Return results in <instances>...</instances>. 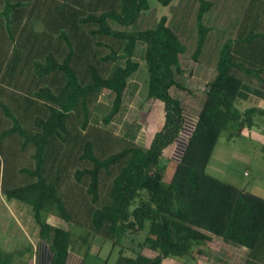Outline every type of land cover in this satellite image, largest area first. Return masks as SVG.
<instances>
[{"label": "trees", "instance_id": "trees-1", "mask_svg": "<svg viewBox=\"0 0 264 264\" xmlns=\"http://www.w3.org/2000/svg\"><path fill=\"white\" fill-rule=\"evenodd\" d=\"M224 1L234 8V31L210 60L211 34L220 27L208 20L213 0H185L182 9L175 0H156L172 10L159 18L147 16L154 9L148 0H0V68L13 95L12 108L0 100V160L25 155L32 165L17 166L4 195L31 208L47 264H66L70 251L84 257L96 237L111 243L110 256L118 248L112 264H196L207 233L246 249L243 264H264V199L206 173L229 124L251 128L253 117L264 115L235 106L242 91L264 89V0ZM190 41L191 60L215 72L195 115L173 94L189 92L180 78ZM140 45L146 98L162 103L164 118L147 148L136 140L139 127L126 124L122 134L108 127L137 88L129 82L139 70ZM104 91L112 95L110 109L93 121ZM186 114L194 128L171 160L166 184L163 152ZM14 174L30 179L20 185ZM48 216L66 228L47 223ZM16 253L0 250V264H14Z\"/></svg>", "mask_w": 264, "mask_h": 264}, {"label": "rangeland", "instance_id": "rangeland-1", "mask_svg": "<svg viewBox=\"0 0 264 264\" xmlns=\"http://www.w3.org/2000/svg\"><path fill=\"white\" fill-rule=\"evenodd\" d=\"M213 10L209 15V22H213L214 25H219L220 27L214 29L210 38V49L213 50L212 54L208 53L210 56V60L213 56L216 57V51L218 47L225 41L226 38H229V32H233L232 23L234 22L232 19L234 17L233 5L231 6V1L226 2L224 0H213ZM151 8H154L152 14L150 12L146 13L147 16L156 17L167 14L169 17L172 15V10L167 9L165 7L160 6L156 0H148ZM175 2H179L176 0ZM191 2V1H190ZM180 9L185 5L187 7V3L185 0H181L179 2ZM197 4L195 2H191L189 9L192 8V12L194 8H196ZM175 11H178L175 9ZM176 13V12H175ZM145 14V15H146ZM193 15L190 13L189 22L193 21ZM192 16V17H191ZM6 29V28H5ZM40 29V26L37 27ZM219 30V31H218ZM4 31V30H3ZM188 33V37L192 33L190 29L186 30V34ZM3 36V32L0 31V39ZM186 36V35H185ZM2 40V39H1ZM191 41L187 42V47L191 45ZM6 44V40L4 45ZM7 45V44H6ZM143 46H138L136 50V55L134 59L139 63V70L136 74L130 79L129 85L136 86L135 90L125 98L122 104V108L120 112L114 117L112 123L108 126L109 129L116 134H122L124 132V126L126 124L134 125L139 127L138 137L136 140L139 144L143 146H148L149 141L151 140L152 134H154L155 130L161 126L162 120V106L160 103H157L155 100H148L146 98V70L145 64L142 60L143 55ZM193 52L192 47H189L188 54L183 55L181 57V66L183 68L184 74L180 78V81L184 84V86L189 89V92H178L173 91V94L176 98L180 99L183 103H185V107L188 108L189 113L195 115L201 105L203 99V91L205 89V84L212 78V71L206 74L203 70L205 67L200 64H196L191 60V53ZM5 55L1 56V63L4 62ZM5 66L0 68V100L5 102L10 108H12L9 96H13L12 88L8 87L12 86V82L7 78V72H5ZM9 84V85H8ZM132 88H130L131 90ZM112 95L109 94L108 91H104L98 98V102L95 108L92 111L93 121H100L102 117H104L111 106ZM236 108L241 109L248 106L244 102H237ZM133 123V124H132ZM159 129V128H158ZM230 131L226 130L222 133L220 140L231 142L235 145L233 147H238V139L230 136ZM173 146L171 150L165 151L163 154V159L161 161V166L165 169L163 175V182L169 183L172 170L175 166L170 158V154L172 152ZM31 152V150H30ZM1 156V155H0ZM2 160H0V250L5 253H14L15 262L14 264H41V258L47 262L49 258L48 247L46 244L42 243L38 236V227L33 218L31 208L18 200L10 199L8 200L5 195V183L7 178L16 173L18 170V165H23L24 168H27L31 165V162H26V157H20L15 155L13 157L12 153L4 154L2 156ZM3 160L5 163V167L3 169ZM264 160V159H263ZM264 162V161H263ZM21 165V166H22ZM48 170V168L46 167ZM15 176L17 174H14ZM19 177V176H16ZM71 178V176H70ZM30 179L29 176H22L17 179V184L23 185ZM3 180V182H2ZM14 182V179H13ZM1 183L3 187H1ZM71 207V206H70ZM46 222L52 225L58 226L60 228H66V224L63 223L60 219L54 216H48L46 218ZM79 233V232H77ZM207 235L211 238L210 241H205V245L200 247L202 254L195 255L196 264H243L246 256L247 250L238 246L225 244L221 241L220 238L214 236L213 234L207 233ZM141 238V237H140ZM140 238H136L135 241L140 240ZM100 240V239H99ZM75 242L77 240L74 239ZM78 243V242H77ZM101 243V240H100ZM98 242L96 241L93 246H96ZM100 245V244H99ZM75 250H80L79 246L76 247ZM34 249V250H33ZM92 249V244L89 246V252L84 255L82 260V256L77 258L75 257L76 264H112L117 254L113 253L111 256L109 255L111 250L113 249L111 243L109 241L101 243V247L96 250ZM118 249V248H117ZM117 249L115 251H117ZM196 250V248H195ZM143 255L146 257H154V253H151L147 250H144ZM41 255V258H40ZM166 264H183L181 261L176 259H168L165 261Z\"/></svg>", "mask_w": 264, "mask_h": 264}, {"label": "crops", "instance_id": "crops-1", "mask_svg": "<svg viewBox=\"0 0 264 264\" xmlns=\"http://www.w3.org/2000/svg\"><path fill=\"white\" fill-rule=\"evenodd\" d=\"M203 67H205L203 71L206 74L209 72L211 73V71L213 73L212 78L208 81L210 82L215 75L214 69L212 66L208 65H203ZM237 102H244L248 105L238 109L240 111L254 107L264 112V89H258L257 91H253V89L244 90L236 103ZM157 103L160 102L157 101ZM160 104L163 109L162 103ZM163 120L164 118L162 115L161 126L158 127L159 129L163 125ZM252 121L253 126L251 128L239 127L237 124L232 123L229 124L227 130L230 131L231 137H235L239 140V146L233 147L232 145L235 144L232 140L231 142H226L219 139L206 167V173L225 184L231 185L239 190H245L246 192L264 199V115L256 114ZM158 128L154 131L155 133L159 130ZM154 134H152L151 140ZM151 140L148 146H144L145 148L149 147ZM172 146L165 149L163 154H165L166 150H171ZM174 168L175 166L173 167L172 173ZM99 239L100 238L96 237L92 241V249L90 252L101 247L102 240L100 239V243ZM96 241L98 244L93 246ZM114 253H116V251H114ZM79 256L80 252L70 251L66 264H73L72 261H75V257L78 258ZM47 262L43 257L41 258V264H47ZM76 262H74V264H76Z\"/></svg>", "mask_w": 264, "mask_h": 264}, {"label": "built area", "instance_id": "built-area-1", "mask_svg": "<svg viewBox=\"0 0 264 264\" xmlns=\"http://www.w3.org/2000/svg\"><path fill=\"white\" fill-rule=\"evenodd\" d=\"M185 124L182 129V131L179 134V137L177 138L176 142L173 144V149L170 154V157L174 160L178 159L180 155L182 154V151L186 145V142L191 135V132L194 128V119L192 116L185 115Z\"/></svg>", "mask_w": 264, "mask_h": 264}]
</instances>
